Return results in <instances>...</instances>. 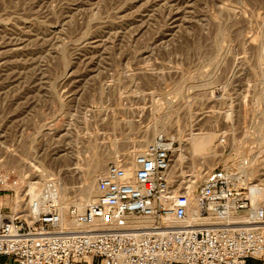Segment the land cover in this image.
<instances>
[{"label": "rangeland", "instance_id": "rangeland-1", "mask_svg": "<svg viewBox=\"0 0 264 264\" xmlns=\"http://www.w3.org/2000/svg\"><path fill=\"white\" fill-rule=\"evenodd\" d=\"M156 135L191 190L228 164L264 188V0H0L8 210L51 175L65 205L94 199L106 164Z\"/></svg>", "mask_w": 264, "mask_h": 264}, {"label": "built area", "instance_id": "built-area-1", "mask_svg": "<svg viewBox=\"0 0 264 264\" xmlns=\"http://www.w3.org/2000/svg\"><path fill=\"white\" fill-rule=\"evenodd\" d=\"M174 144L156 135L141 151L116 156L87 204L65 205L54 175L21 212L8 210L0 194V258L13 264H264L263 186L228 164L191 190L175 176Z\"/></svg>", "mask_w": 264, "mask_h": 264}, {"label": "bare ground", "instance_id": "bare-ground-1", "mask_svg": "<svg viewBox=\"0 0 264 264\" xmlns=\"http://www.w3.org/2000/svg\"><path fill=\"white\" fill-rule=\"evenodd\" d=\"M211 140H212V137H211L210 135H199V136H197V137L195 138V140L192 142V150L195 151V152H197V153H204V152H206V151L209 149V146H210ZM141 143H142V142H140L138 146H141ZM175 152H177V149L173 147V150H172V156H173V154H174ZM93 166H94V168L98 169L99 164H96V165H93ZM255 173H256V172L253 171L251 174L253 175V174H255ZM192 184H193V183H192ZM192 184H190V186H188V187H189V188H192V187H193ZM37 185H38L37 182H35V183H29V182H28L27 187H28V193H29V202H30L31 200H33L34 197L36 196V194H35V192H36V191H35V188H36ZM251 187H252V186H250V188H251ZM261 189L264 190V188H261ZM90 190H91V189H90ZM90 192H91V191H90ZM83 195H84V200L82 199V202H83L84 204H87L88 202L91 201V200H89V197H88V191L85 192V194H83ZM82 198H83V197H82ZM259 199H260V196H257V195H256V196L253 198V202L258 201ZM92 200H93V198H92ZM79 205H80V204H79Z\"/></svg>", "mask_w": 264, "mask_h": 264}, {"label": "crops", "instance_id": "crops-1", "mask_svg": "<svg viewBox=\"0 0 264 264\" xmlns=\"http://www.w3.org/2000/svg\"><path fill=\"white\" fill-rule=\"evenodd\" d=\"M0 264H13V263L8 259L0 258Z\"/></svg>", "mask_w": 264, "mask_h": 264}]
</instances>
